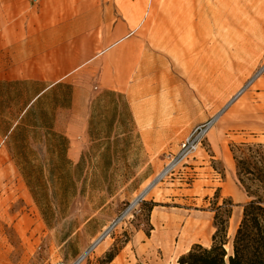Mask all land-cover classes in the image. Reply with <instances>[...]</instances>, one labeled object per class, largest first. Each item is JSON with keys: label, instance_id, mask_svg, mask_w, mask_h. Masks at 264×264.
I'll return each mask as SVG.
<instances>
[{"label": "rangeland", "instance_id": "374dc122", "mask_svg": "<svg viewBox=\"0 0 264 264\" xmlns=\"http://www.w3.org/2000/svg\"><path fill=\"white\" fill-rule=\"evenodd\" d=\"M93 1L94 31L100 34L107 24L111 34L118 30L126 38L122 55L127 75L118 79L111 74L110 80L118 79L126 89L134 75V97L98 87L102 74L98 81L83 73L62 80L46 98H60L66 104L63 110L75 103L70 118L76 125L74 136H66L72 163L66 179L73 177L77 190L62 203L57 187L56 193L50 188L46 199L37 193L40 204L46 203L43 212L5 136L8 123L16 124L18 109L29 105L41 86L21 81L0 85V201L5 200L0 229L9 228L6 241L0 239V264H72L82 254L78 264H178L194 243L210 245L213 216L221 205L230 210L226 245L232 249L248 200L232 149L264 143V0H200V31L189 20L181 27L177 57L162 47L174 42L167 34L169 9L175 3L191 8L197 0ZM4 3L0 0V26ZM160 18L166 25L157 23ZM61 24L66 28L68 20ZM157 30L161 33L155 34ZM160 38L164 41L157 46ZM148 64L151 69L142 77L148 78L149 91L140 95L138 77ZM131 98L150 102L147 136L134 119ZM64 115L68 120L70 113ZM195 127H201V142L189 164L140 197L165 164L166 154L176 152ZM33 146L43 157L44 147ZM191 217L203 223L206 237L179 247ZM108 254H113L110 261Z\"/></svg>", "mask_w": 264, "mask_h": 264}, {"label": "crops", "instance_id": "0c3cea01", "mask_svg": "<svg viewBox=\"0 0 264 264\" xmlns=\"http://www.w3.org/2000/svg\"><path fill=\"white\" fill-rule=\"evenodd\" d=\"M93 2L5 0L4 21L0 26V80L40 85L33 101L69 76L78 77L84 73L99 81L98 75L102 74L98 87L125 91L127 96L134 97L137 78L133 75V85L126 89L118 81L121 73L127 75L126 58L122 55L126 38H121L118 30L111 34L107 24L102 26L100 34L94 31ZM63 6L69 8L64 18L61 17ZM77 14H80L79 18L71 19ZM63 20H68L64 29L61 26ZM111 74L117 75L118 79L110 80ZM149 103H137L134 98L129 100L134 119L139 127L142 124L146 136L149 130L144 126ZM74 105L67 110L58 106L54 116V129L68 137L74 136L76 126L70 119L72 111L75 112ZM62 111L65 112L62 114ZM66 112L70 113L68 120L64 115ZM63 118L67 122L63 123ZM84 120L82 117L81 122Z\"/></svg>", "mask_w": 264, "mask_h": 264}, {"label": "trees", "instance_id": "16d2710c", "mask_svg": "<svg viewBox=\"0 0 264 264\" xmlns=\"http://www.w3.org/2000/svg\"><path fill=\"white\" fill-rule=\"evenodd\" d=\"M13 82L19 81L0 80V85L8 87ZM61 85L62 82L55 84L29 105L19 108L16 124L9 122L5 132L14 162L43 212L46 203L40 204L37 193L46 199L50 188L55 192L57 187L62 203L77 190L73 177L66 179L72 165L67 158L69 141L54 129L55 109L66 104L58 97L45 102ZM35 144L44 147L43 157ZM232 150L238 180L248 196L232 238V252L228 253L225 248L230 210L221 205L213 216L215 230L210 245L194 243L179 256L178 264H264V143H241ZM112 258L113 254H108V261Z\"/></svg>", "mask_w": 264, "mask_h": 264}, {"label": "bare ground", "instance_id": "6f19581e", "mask_svg": "<svg viewBox=\"0 0 264 264\" xmlns=\"http://www.w3.org/2000/svg\"><path fill=\"white\" fill-rule=\"evenodd\" d=\"M175 3L174 5H172L169 9V15H168V21L171 29L169 30V32H167V34H172L174 39V42H167L164 44L163 50H165L166 53L172 55V56H176L177 57V53L180 52L179 51V47H178V37H180L183 34V30H181V27L189 20L191 23V26H193L194 28H196L198 31H200L201 25H202V20H203V6L200 3V0H197L195 3H193V6L191 8H186V6H183L181 4ZM69 8H67L66 6L62 7L61 10V17L64 18L67 16V13L69 12L68 10ZM153 9V8H152ZM188 11V12H187ZM153 12V11H151ZM155 16V14H154ZM160 25H166V19L160 18L159 21L157 22ZM156 33H161L160 30L155 31ZM164 37V35H163ZM164 41V38H160V40H156V45L159 46L160 44H162ZM166 42V41H165ZM151 69V64L146 65L145 68H143L141 70V74L139 76V80H138V86L140 87L139 93L140 95H143L144 93L149 91V87H148V78L147 77H142L144 74H146V72H148V70ZM219 112L215 114V116L213 117V119H216L218 116ZM5 201L3 199H1L0 204H2V202ZM235 220L232 219L230 220V229H234L235 228ZM2 225V224H1ZM3 226V225H2ZM3 230V231H2ZM2 231V232H1ZM9 231V228H5L3 226L2 229H0V239L1 241H6V232ZM5 233V235H3ZM162 234V233H161ZM169 234V233H168ZM166 236V234H164ZM101 236V235H100ZM98 236L97 239L95 240L93 246H97L99 243L98 238L100 237ZM206 237L203 233V223L200 222V220H198V218L196 217H191L185 224V226L183 227L182 230V234L179 240V247L182 245H185L187 242H189V240L193 239V238H197V237ZM160 238V237H158ZM98 240V241H97ZM168 243V242H166ZM225 248L231 252V244H229L228 246L225 244ZM83 256L73 262L72 264H78L80 260H82L84 258L85 254H82Z\"/></svg>", "mask_w": 264, "mask_h": 264}, {"label": "built area", "instance_id": "2783aa9c", "mask_svg": "<svg viewBox=\"0 0 264 264\" xmlns=\"http://www.w3.org/2000/svg\"><path fill=\"white\" fill-rule=\"evenodd\" d=\"M200 131L201 127H195L194 129H192L189 134L182 140L176 152L166 154L165 164L146 184L145 188L140 193V197L142 196V194L156 186L158 183L167 181L177 171L183 169L186 165L189 164L188 160L193 157L201 142ZM50 264L65 263L63 261H56Z\"/></svg>", "mask_w": 264, "mask_h": 264}, {"label": "water", "instance_id": "95a60500", "mask_svg": "<svg viewBox=\"0 0 264 264\" xmlns=\"http://www.w3.org/2000/svg\"><path fill=\"white\" fill-rule=\"evenodd\" d=\"M103 235H104V234H103ZM103 235H101V236L98 238V240H100V239L103 237ZM98 240H97V241H98Z\"/></svg>", "mask_w": 264, "mask_h": 264}]
</instances>
